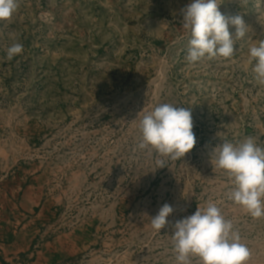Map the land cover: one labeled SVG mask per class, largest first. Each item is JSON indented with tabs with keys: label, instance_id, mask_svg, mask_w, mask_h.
I'll use <instances>...</instances> for the list:
<instances>
[{
	"label": "rangeland",
	"instance_id": "rangeland-1",
	"mask_svg": "<svg viewBox=\"0 0 264 264\" xmlns=\"http://www.w3.org/2000/svg\"><path fill=\"white\" fill-rule=\"evenodd\" d=\"M188 3L19 0L0 20V231L16 232V260L11 250L6 260L176 264L172 229L155 232L151 217L168 203L174 223L212 200L251 250L248 264H264V218L227 200L228 177L209 162L224 141L264 147V86L249 63L264 40V0H217L222 14L242 15L246 37L232 58L194 64ZM15 42L23 52L8 60ZM160 103L191 109L196 144L156 169L155 154L132 149L138 114Z\"/></svg>",
	"mask_w": 264,
	"mask_h": 264
},
{
	"label": "clouds",
	"instance_id": "clouds-1",
	"mask_svg": "<svg viewBox=\"0 0 264 264\" xmlns=\"http://www.w3.org/2000/svg\"><path fill=\"white\" fill-rule=\"evenodd\" d=\"M18 7L19 0H0V20L9 19ZM180 14L182 28L190 37L185 57L190 64L204 58H232L234 45L247 34L242 15L222 14L217 0H189ZM230 26L235 28L234 33L229 31ZM22 52L23 45L15 42L6 49V58L12 60ZM249 63L256 82L264 86V40L249 48ZM139 114V139L132 151L155 154L156 169L167 166V159H182L194 148L196 136L190 108L160 103L142 116ZM256 139L247 137L236 144L224 141L211 149L209 162L228 177L231 187L225 194L227 200L260 219L264 218V147ZM173 211L171 205L163 204L150 223L157 233L166 226L172 229L176 264H193V258L198 259V264H248L251 250L217 202L209 200L206 207H197L192 215L174 223L168 220Z\"/></svg>",
	"mask_w": 264,
	"mask_h": 264
},
{
	"label": "crops",
	"instance_id": "crops-1",
	"mask_svg": "<svg viewBox=\"0 0 264 264\" xmlns=\"http://www.w3.org/2000/svg\"><path fill=\"white\" fill-rule=\"evenodd\" d=\"M4 231H0V264H4V263H9V264H16L15 262H9L8 260H16V254L14 251L11 250V246L14 242H12L15 239V233L12 235V231L8 230V233H1ZM12 235V236H11ZM7 236L11 237V240H5L7 238ZM13 239V240H12ZM9 243V244H8ZM6 250H11L12 252H9L8 255L13 254L14 256H12L10 259L6 260L5 257L3 256V254L6 252ZM21 251H19L18 253L20 254Z\"/></svg>",
	"mask_w": 264,
	"mask_h": 264
},
{
	"label": "trees",
	"instance_id": "trees-1",
	"mask_svg": "<svg viewBox=\"0 0 264 264\" xmlns=\"http://www.w3.org/2000/svg\"><path fill=\"white\" fill-rule=\"evenodd\" d=\"M4 264H9V263H4Z\"/></svg>",
	"mask_w": 264,
	"mask_h": 264
}]
</instances>
